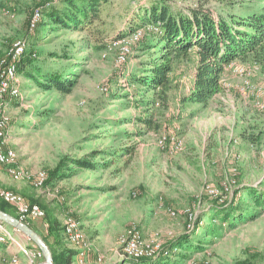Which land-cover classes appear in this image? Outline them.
<instances>
[{
	"label": "rangeland",
	"instance_id": "374dc122",
	"mask_svg": "<svg viewBox=\"0 0 264 264\" xmlns=\"http://www.w3.org/2000/svg\"><path fill=\"white\" fill-rule=\"evenodd\" d=\"M157 1L110 0L101 4L102 22L95 23L109 38L119 32L130 33L129 16L142 15L144 8ZM162 1L178 12L201 5L215 11L221 7V0ZM59 2L0 0V58L16 40L24 38L27 49L37 53L32 60L36 69L27 67L30 71L36 75L39 69L76 73L70 93L46 90L35 80L19 75L21 96L7 105L9 134L19 152V163L34 173L48 172L64 156L81 157L99 149L106 155L103 160L101 156L97 159L106 161L108 154L120 147L136 148L115 159L110 167L79 169L55 186L36 190L45 193L44 199L57 195L66 208L64 220L68 216L79 220L87 243L91 247L92 243L99 244L109 255L119 253V237L132 227L139 228L146 239L158 233L165 242L189 233L195 247L213 228L218 235H207L201 248L195 252L175 250L159 264H264V213L235 227L223 224L220 217L212 220L221 210L217 205L238 203L242 197L245 203H253L248 187L264 192V65L252 57L234 62L237 68L246 69L252 85L247 94L239 91L245 76L228 69L222 79L225 92L205 107L183 102L193 84L195 54L178 61L172 72L169 106L153 108L160 127L146 130L137 117L145 116L146 97L153 93L131 83L127 75L136 70L141 74L156 53L140 51L137 41L125 63L117 62L116 51L103 57V51L83 46L77 50V57H83L78 60L79 66L71 65L72 59L51 57L54 51L76 49L77 41L86 35L73 31L56 34L44 26L29 30L35 10L49 9ZM262 5L264 0H236L231 9L242 13ZM162 134L180 138L182 148L176 149L171 138L161 147L157 140ZM225 182L232 183L231 192L224 190ZM208 187L218 189L223 199L211 196ZM188 208L197 212L203 223L191 232L184 213ZM43 222L33 221V225L46 236ZM144 223L152 225L151 232L142 230ZM27 241L30 246L34 244L29 238ZM32 248L38 247L34 244ZM107 253H102L101 261ZM36 261L45 264L44 256ZM0 264L14 263L0 253Z\"/></svg>",
	"mask_w": 264,
	"mask_h": 264
},
{
	"label": "trees",
	"instance_id": "16d2710c",
	"mask_svg": "<svg viewBox=\"0 0 264 264\" xmlns=\"http://www.w3.org/2000/svg\"><path fill=\"white\" fill-rule=\"evenodd\" d=\"M108 1L110 0H60L57 6L42 10L43 17L38 27H48L56 34L67 31L86 34L77 41L76 49H66L62 53L54 51L50 53V56L72 59L74 61L71 65L79 66L78 60L83 59V57H77L80 46L94 47L97 51H103L109 40L127 35L129 31L119 32L109 38L105 35V30L95 23L96 20L102 22L100 6ZM234 3L236 0H221V7L217 11L201 5L178 12L171 10L165 2L159 0L157 3H152L150 7L144 8L142 15L129 16L130 31L137 28L138 24L156 25L160 28L159 31L147 30L136 43L140 46V51L153 50L157 57L146 63L147 68L141 71V74L136 70L127 75L131 83L141 84L145 86V92L153 93L152 97L150 95L146 97L145 116L137 117L146 130L160 127L153 115V108L169 106L173 82L172 72L178 61L189 60L195 54L193 85L183 97V102L201 104L205 107L218 94L225 92L222 79L231 64L236 61H246L252 57L255 62L264 65V5L258 10L249 11V9L247 12L238 13L231 9ZM33 53L35 52L26 50L17 65L18 74L35 80L38 86L46 90L54 88L63 93H70L75 84L72 76L76 73L39 69L36 75L35 71L27 68L36 69L32 64V60L35 59ZM130 120L128 122H131ZM135 148V145H131L120 147L119 151H111L106 161H102L106 153L99 149H93L81 157L64 156L54 168L48 170L45 186H55L59 181L76 174L79 169L93 171L101 167H110L115 163V159L134 152ZM99 156L102 160L97 159ZM109 156H111L110 159ZM247 191L252 196L253 203H245L242 197L238 203L234 201L228 205L227 203L217 205L221 210L212 216V220L220 217L223 224L229 223L230 226L235 227L238 223L253 220L263 214L264 192L254 187H248ZM31 201L38 203L45 211L47 235L42 237L52 251L54 264H72L77 250L70 248L65 242L64 227L58 218L57 208L39 200ZM0 209L18 217L13 205L1 198ZM200 221L201 219L198 220L197 226L203 224ZM26 223L36 230L33 221ZM207 232V235H218L213 228H209ZM206 236L199 239L195 247L191 234H181L168 242L164 241V251H167V254L132 261L135 262L134 264H159L175 250L195 252L201 248L200 244H206Z\"/></svg>",
	"mask_w": 264,
	"mask_h": 264
},
{
	"label": "built area",
	"instance_id": "2783aa9c",
	"mask_svg": "<svg viewBox=\"0 0 264 264\" xmlns=\"http://www.w3.org/2000/svg\"><path fill=\"white\" fill-rule=\"evenodd\" d=\"M43 17L41 10H35L28 23L29 30L35 31ZM147 30L159 31L160 28L156 25H144L143 27H137L127 35L121 37L112 38L107 43L106 48L102 52V56L106 57L107 54L112 51H116V60L119 63H125L132 52L133 45L140 39L144 32ZM27 40L24 38L16 40L12 47L9 49L5 57L0 59V164L6 167L9 175L15 180H27L32 183L37 189L45 187V182L48 178L46 171H29L25 169L19 163L18 150L9 143V127H10V115L8 111V98H19L21 96V90L19 87V74L17 72V65L27 50ZM37 53H33L36 56ZM233 72L245 76V79L239 91L247 94L250 89L251 82L246 78V69L244 67L237 68L234 64L229 67ZM107 90L106 88H104ZM169 138L173 141L176 149L182 148V140L176 136L169 137V135H159L158 144L161 147H165ZM234 183V181H231ZM232 183H224L223 188L227 192H231ZM208 193L213 197H219L223 199L220 191L215 187H208ZM136 195V194H134ZM0 198L13 205L18 214V218L24 222L27 221H44L45 211L38 204L31 202L22 194L8 188H4L0 185ZM187 220V229L189 232L193 231L197 227L199 220L198 213L192 209H186L184 211ZM171 214L175 215L174 212ZM200 223H202L200 221ZM64 235L67 243L77 252L84 256L90 249L91 245L87 243L85 232L81 226L79 220L68 216L64 222ZM12 228L8 225L0 222V243H17V240L13 234ZM119 244L122 251V255L128 260H139L141 258H156L164 251V241L161 239L158 233L152 235L150 238H144L141 230L136 227H132L122 233L119 237ZM20 251L26 256L28 264H39L36 260L43 257V253L39 248H32L29 246L19 244ZM14 262L17 259L13 260Z\"/></svg>",
	"mask_w": 264,
	"mask_h": 264
},
{
	"label": "crops",
	"instance_id": "0c3cea01",
	"mask_svg": "<svg viewBox=\"0 0 264 264\" xmlns=\"http://www.w3.org/2000/svg\"><path fill=\"white\" fill-rule=\"evenodd\" d=\"M193 85V84H192ZM14 98H8V101L12 100ZM10 133V132H9ZM9 134V143L10 145L13 146V142ZM0 185L4 188L12 189L23 196H25L27 199L31 200H39L42 201L43 203L49 204L51 207H56L57 208V215L58 218L63 221L64 216L66 215L64 212L66 208L62 206L63 202L61 199L56 196H46L45 193L43 194L42 192L37 191L36 187L32 185L31 182L27 180H15L13 179L9 173L6 170V167L0 164ZM56 191H58L57 188H55ZM37 191V192H36ZM62 207V208H61ZM63 209V210H61ZM38 223H41V221H36ZM44 223V222H43ZM46 224H42V228L45 230L46 235ZM142 230L145 232H151L152 231V225L144 223V225L141 226ZM13 234L17 240V243L11 242V243H0V253L5 254L6 256L11 257V261L14 264H28V260L26 256L20 251L19 244L25 245L32 247L33 245H29L27 238L25 235H23L21 232L17 230H13ZM50 241L52 242V238H50ZM67 243V241L65 240ZM67 245L72 248L68 243ZM92 247L87 251V253L84 256H81L78 252L77 254L73 257V262L72 264H134L135 262L132 260L125 259L123 255L120 253V244L118 242L117 248L119 250V253L116 252L115 254L109 255L108 250L105 249L104 247L100 246L99 244L92 243ZM112 246V245H111ZM74 249V248H72ZM112 247H110L109 250H111ZM76 250V249H75ZM102 253L105 255L107 253V256L105 257L104 261H101L100 257L102 256ZM17 259L16 262L13 260ZM40 264V262H39Z\"/></svg>",
	"mask_w": 264,
	"mask_h": 264
},
{
	"label": "water",
	"instance_id": "95a60500",
	"mask_svg": "<svg viewBox=\"0 0 264 264\" xmlns=\"http://www.w3.org/2000/svg\"><path fill=\"white\" fill-rule=\"evenodd\" d=\"M0 222L28 237L42 251L45 258V264H54L53 254L49 245L36 230L29 226L28 223L2 209H0Z\"/></svg>",
	"mask_w": 264,
	"mask_h": 264
}]
</instances>
